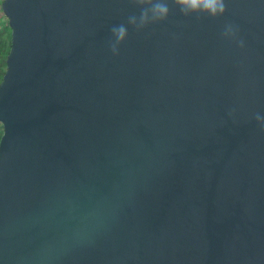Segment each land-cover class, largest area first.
I'll use <instances>...</instances> for the list:
<instances>
[{
    "label": "water",
    "instance_id": "95a60500",
    "mask_svg": "<svg viewBox=\"0 0 264 264\" xmlns=\"http://www.w3.org/2000/svg\"><path fill=\"white\" fill-rule=\"evenodd\" d=\"M162 2L2 0L0 264H264V0Z\"/></svg>",
    "mask_w": 264,
    "mask_h": 264
},
{
    "label": "clouds",
    "instance_id": "9594fccd",
    "mask_svg": "<svg viewBox=\"0 0 264 264\" xmlns=\"http://www.w3.org/2000/svg\"><path fill=\"white\" fill-rule=\"evenodd\" d=\"M134 5L145 6L150 5V9L141 12L139 23L135 17H130L129 25H134L137 28H142L150 22L149 12L151 14V22L165 19L169 14L167 3L162 0H130ZM173 4L178 6L182 13H206L209 16L215 17L218 14H223L224 5L222 0H172ZM111 35L115 39V43L111 45V50L115 54L117 46L125 39L127 29L124 25L114 27L111 30Z\"/></svg>",
    "mask_w": 264,
    "mask_h": 264
},
{
    "label": "trees",
    "instance_id": "16d2710c",
    "mask_svg": "<svg viewBox=\"0 0 264 264\" xmlns=\"http://www.w3.org/2000/svg\"><path fill=\"white\" fill-rule=\"evenodd\" d=\"M10 46V28L6 22L0 29V80L5 70V57ZM2 131H0L1 135Z\"/></svg>",
    "mask_w": 264,
    "mask_h": 264
},
{
    "label": "rangeland",
    "instance_id": "374dc122",
    "mask_svg": "<svg viewBox=\"0 0 264 264\" xmlns=\"http://www.w3.org/2000/svg\"><path fill=\"white\" fill-rule=\"evenodd\" d=\"M2 0H0V4H1ZM7 22L6 17L3 15L2 11H1V7H0V29L2 26H4ZM0 131H2V125L0 123Z\"/></svg>",
    "mask_w": 264,
    "mask_h": 264
}]
</instances>
